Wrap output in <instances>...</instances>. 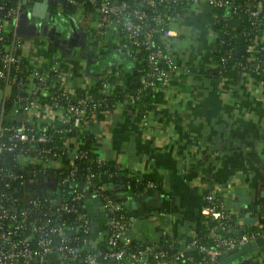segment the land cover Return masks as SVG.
Masks as SVG:
<instances>
[{
	"label": "crops",
	"instance_id": "crops-1",
	"mask_svg": "<svg viewBox=\"0 0 264 264\" xmlns=\"http://www.w3.org/2000/svg\"><path fill=\"white\" fill-rule=\"evenodd\" d=\"M56 11L58 33L40 32L32 41L34 50L27 54L41 55L43 42L51 40L56 47L52 56L62 69L59 85L84 92L99 91V82L106 85V92L119 87L123 99L88 124L93 135L90 148L97 158L112 160L129 172L154 171L160 176L159 188L146 187L139 193L128 190L122 181L129 172L106 184L136 217L132 238L142 244L175 243L207 229L208 215L203 211L207 191L224 201L235 228L245 232L262 225L264 86L245 74L226 80L216 73L207 0L187 2L170 23L175 34L167 39L166 48L177 73L162 102L148 111L146 124L137 118L131 96L142 60L130 54L115 24L105 22L96 10L63 0ZM35 31L21 33L29 36ZM86 211L95 239L105 230V216L92 199ZM258 248L257 254L249 251L227 264H248L264 257V246Z\"/></svg>",
	"mask_w": 264,
	"mask_h": 264
},
{
	"label": "built area",
	"instance_id": "built-area-1",
	"mask_svg": "<svg viewBox=\"0 0 264 264\" xmlns=\"http://www.w3.org/2000/svg\"><path fill=\"white\" fill-rule=\"evenodd\" d=\"M64 1L80 8L92 4L105 22L115 24L124 44L139 51L133 56L144 62V68L131 93L134 100L146 90L171 86L177 68L166 42L175 34L170 23L177 15L171 14V8L179 0ZM27 2L0 0V264H207L263 235L264 229L236 234L233 215L224 201L207 191L203 211L211 222L207 228L211 233H205L209 240L193 236L169 251L155 241L142 244L132 238L136 217L106 191L105 183L92 191L86 186L67 187L75 170L69 168L70 162H65L64 156L72 151L74 157H81L86 150L54 137L73 126L89 124L102 99L85 94L73 100L76 91L55 87L62 78L57 61L43 64V55L27 54L34 50L35 37L17 30L20 12ZM231 2L207 0L210 7ZM261 4L260 0L249 3L248 14L256 18ZM239 20L240 16L231 20L228 34L245 41L246 34H237ZM263 41L264 30L259 29L252 41L241 44L240 54L247 53L243 67L256 73L264 68ZM260 53L262 58H258ZM220 59L224 62L226 58ZM240 74L250 76L248 69ZM99 92L106 93V85H101ZM148 111L140 119L142 124H146ZM104 174V178L111 176ZM91 178L92 174L86 176L87 181ZM24 181L25 187L46 181L52 188L30 195ZM87 199L97 200L105 216V230L95 239L91 238V216L84 208ZM192 248L200 253L199 262L187 252ZM254 264H264V257Z\"/></svg>",
	"mask_w": 264,
	"mask_h": 264
},
{
	"label": "trees",
	"instance_id": "trees-1",
	"mask_svg": "<svg viewBox=\"0 0 264 264\" xmlns=\"http://www.w3.org/2000/svg\"><path fill=\"white\" fill-rule=\"evenodd\" d=\"M188 0H179L177 3L173 4L171 8V14L173 16L179 15L181 9L187 3ZM230 4L226 5H212L210 7L211 15L208 19V26L211 31L215 33L214 36V43L216 46L215 56H216V68L215 71L219 77H222L226 80L229 79H236L239 77L240 72L242 70L248 69V74L257 80H261L264 84V68L261 69L258 73L254 70L243 67L241 63H244L247 53H242L240 55H236L234 53V48L236 45L243 44L246 45L250 41L257 30L263 29L264 30V0L261 1V10L259 11L256 18L250 16L248 14V5L253 0H231ZM85 9L94 10V6L92 4L86 3L84 6ZM54 9V7H53ZM240 16V20L237 23V34L244 33L246 34V40H239L237 36H229L228 30L230 28L231 20L236 17ZM161 44V43H160ZM264 44V41H263ZM162 45V44H161ZM131 48V47H130ZM56 50L54 43L51 40L46 42V46L41 48L40 54L45 57V61L43 64H48L56 60L53 57V53ZM139 51L130 49V54L134 55ZM263 54H258V58H262ZM221 57H225V61H221ZM142 68H144V62L142 61ZM99 82V87L102 84ZM59 83L55 82V87H59ZM129 86L132 87L131 84ZM137 85L134 86V88ZM130 87V88H131ZM133 88V87H132ZM90 95L93 98L102 99L101 104L97 106L95 109L94 115L89 118L88 123H90L92 117H98L103 114L105 111L111 110L114 108V104L123 99L122 90L119 87H114L111 91L106 93H101L99 91H76L74 95H72V99L75 100L76 98L83 96V95ZM165 96V89L163 87H158L155 90H146L145 93L136 98L135 105H136V116L137 118L141 119L143 114L146 110H150L160 104ZM55 139H67L70 145H76L78 149L86 150L84 156L81 157H74L73 152L69 151L64 156V161L66 160L69 164V168L74 167V176L73 179L70 180L68 186L79 185V186H86L89 191H92L96 188V185L102 183H113L118 181L121 176V173L125 174L128 173V169L120 168L115 164L112 160H101L95 156L92 152L90 146L93 141V135L88 129V124H81V126H73L69 128L68 131L64 132L63 134H58L54 137ZM65 161V162H66ZM125 172V173H124ZM104 173H109L111 176H107L104 178ZM129 177L125 178L123 181L126 184V188L132 192H142L147 186L148 183L151 184L150 188H159L161 185L160 176L158 173L154 171H150L147 173L137 174L133 172H129ZM88 174H92V178L90 181H87L86 176ZM56 186V185H55ZM60 190H64L61 185H57ZM106 191L110 192L109 189L106 188ZM88 197V196H87ZM88 200V199H87ZM87 202H84V208L86 210ZM87 212V211H86ZM211 225V222L209 223ZM208 225V226H209ZM252 229H264V222L260 226H253ZM208 229L202 230L199 234L195 235L194 237L199 238L201 241L209 240V237L206 236ZM192 237H188L185 240H190ZM154 241H148L146 243H151ZM143 243V244H146ZM158 246L166 247L169 251H174L177 247L181 246L179 242H156ZM100 247L103 244L100 242ZM190 254L194 257V262H199L200 260V253L197 249L192 248L187 250ZM258 260V259H257ZM254 260L248 264H254L257 262ZM208 262L207 264H210Z\"/></svg>",
	"mask_w": 264,
	"mask_h": 264
},
{
	"label": "water",
	"instance_id": "water-1",
	"mask_svg": "<svg viewBox=\"0 0 264 264\" xmlns=\"http://www.w3.org/2000/svg\"><path fill=\"white\" fill-rule=\"evenodd\" d=\"M30 2H32V10L31 13L34 16L40 17V18H45V19H51L52 16L50 14V12L47 10L48 5L50 3V0H35L33 2V0H29ZM44 29V28H43ZM49 31L51 33H58L57 31H55V25H51ZM43 35L47 34L46 31V27L45 29L42 31ZM243 50V45H236L235 46V54H240L241 51ZM58 199V198H57ZM119 201V200H118ZM244 223L248 222V218H244L243 220ZM243 232V228L239 227L235 230V233L238 235H241ZM264 246V233L261 236H258L250 241H246L244 243H242L238 248L228 251L227 253L223 254L219 259H217L216 261H214V264H227V263H231L232 260L238 258L239 256L244 255L245 253L249 252V251H253L255 254H257L258 250H259V246ZM172 264V263H170Z\"/></svg>",
	"mask_w": 264,
	"mask_h": 264
},
{
	"label": "rangeland",
	"instance_id": "rangeland-1",
	"mask_svg": "<svg viewBox=\"0 0 264 264\" xmlns=\"http://www.w3.org/2000/svg\"><path fill=\"white\" fill-rule=\"evenodd\" d=\"M60 1H62V0H50V3H52L54 6H57L60 3ZM63 2H65V1L63 0ZM26 5L27 4H24L23 7L25 8ZM24 8L20 12V17L21 18L18 19V23H17V30L19 32H24V31H21L22 28H23V25L25 27V25H29L30 22L36 21L37 23H39V22H42L43 21L45 23H50L52 21L51 19H45V18H40V17L34 16V15L30 14V11L28 9L24 10ZM37 29L38 28H36V30ZM39 33H40V31L38 29L37 31H35V33L31 34V32H30V35L29 36L27 35V36L28 37H37V36L40 35ZM26 182L27 181H24L23 182L24 189H26L27 191H29V194L30 195L43 192L46 189V186H47V182L46 181H40V182H36L35 183V186H31L29 188L27 186L25 187V183ZM48 187H49V185H48Z\"/></svg>",
	"mask_w": 264,
	"mask_h": 264
},
{
	"label": "flooded vegetation",
	"instance_id": "flooded-vegetation-1",
	"mask_svg": "<svg viewBox=\"0 0 264 264\" xmlns=\"http://www.w3.org/2000/svg\"><path fill=\"white\" fill-rule=\"evenodd\" d=\"M34 1L35 0H33V2ZM26 4H27L26 7L25 8L23 7L24 10L28 9L30 11V14H32L31 13V10H32V2L29 1ZM53 7H54V9H53ZM47 10L50 12V14L52 16V18H51L52 21L50 23H45L43 21L42 22H39V23H37L36 21L30 22V24L29 25H25V27L23 25V28H22L21 31H33L34 32L36 30V28H38V29L40 28V32L42 33V31L46 27V31L48 32L49 29H50V26L53 25V24H56L58 22L59 17H58L57 11H56V6H54L52 3H49ZM19 18H21V17L19 16ZM47 185H50V183L47 182Z\"/></svg>",
	"mask_w": 264,
	"mask_h": 264
}]
</instances>
